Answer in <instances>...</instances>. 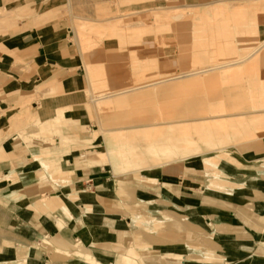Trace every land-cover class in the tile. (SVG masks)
Returning a JSON list of instances; mask_svg holds the SVG:
<instances>
[{
  "label": "rangeland",
  "instance_id": "1",
  "mask_svg": "<svg viewBox=\"0 0 264 264\" xmlns=\"http://www.w3.org/2000/svg\"><path fill=\"white\" fill-rule=\"evenodd\" d=\"M38 1L0 0V47L2 40L19 29L46 23L37 21L40 16L35 11L43 10L42 6H36ZM19 2L26 4L25 10L13 21L15 16H9L5 7ZM48 2L58 5L57 12L52 14L58 13V16L52 19L69 22L82 54L94 50L119 51L120 63L130 68L131 80L126 78L122 84L112 87L106 84L102 65L93 67L95 78L85 89L82 121L87 134L95 131V138L90 144L84 138L61 139V143L82 148L86 157L87 149L96 146L98 152L106 153L110 163L115 162L114 166L108 164L112 173L132 178L133 183L123 196L131 200L127 206L132 212L134 240L166 244L176 239L179 221L185 227L194 226L192 221L196 223L187 214L183 221L178 219L182 215L176 214V206L160 198L164 195L161 188L155 191L159 199L142 194L144 190L139 183L158 182L162 174H171L176 179L185 174L193 176L198 183L187 179L184 182L199 190L207 189L210 196L231 198L234 193H247L242 202L259 207L258 194L264 198V158L255 159L264 151H247V145L257 136V131L264 129V72L261 71L264 25L258 21L264 14V0ZM214 4H221L224 9L206 16L204 9ZM158 10L161 14H155ZM252 27H257L259 32L254 33ZM83 62L86 68H92ZM207 66H211L208 72L197 69ZM187 73L195 74L182 77ZM209 76H215L214 80H207ZM142 82L153 84L133 91L137 89L133 86ZM167 86H172L170 92L160 91ZM111 90L114 93H109ZM146 92L149 94L134 96ZM118 98H123V102ZM189 101L202 104L198 116L167 121L173 119L176 108L180 110ZM99 158L103 160L105 155ZM49 169L55 175L53 166ZM191 208L195 207L186 209L189 215L202 219L200 214L206 207ZM205 226L208 225L200 226L201 232L188 245L176 246V253L169 252L170 249L164 253L179 256L190 248L186 258L195 264L248 263L251 247L239 254V248L231 245L226 248ZM81 247V242L76 241L74 250ZM140 247L133 241V248L128 252L133 257L124 255L122 260L128 256L132 264H145L138 252ZM3 256L9 260L0 257V264H20L13 259L17 257L13 249Z\"/></svg>",
  "mask_w": 264,
  "mask_h": 264
},
{
  "label": "crops",
  "instance_id": "2",
  "mask_svg": "<svg viewBox=\"0 0 264 264\" xmlns=\"http://www.w3.org/2000/svg\"><path fill=\"white\" fill-rule=\"evenodd\" d=\"M25 6L19 2L5 9L9 16H15V21ZM36 6L43 7L41 13L35 11L40 16L37 21L46 23L19 29L2 40L0 47V257L6 260L3 254L13 249L17 253L13 259L20 264L25 261L27 264H132L128 256L122 259L124 255L133 257L128 252L136 241L141 245L138 252L145 264H195L186 258L190 248L179 256L164 252L170 249L169 252L176 253V246L197 238L200 226L208 225L205 227L226 248L231 245L243 254L251 247L247 264H264L263 195L257 193L258 208L242 202L247 193H234L231 198L210 196L205 188H200L202 192L189 186L198 181L187 174L178 179L162 174L158 182L139 183V187L144 190L142 194L157 199L155 191L161 188L164 195L160 198L176 206V214L182 215L178 219L183 221L187 214L196 221L191 223L194 226L185 227L179 221L176 239L166 244L133 239V217L127 206L131 200L123 196L133 183L132 178L112 173L108 164L114 166L115 162L110 163L106 153L98 152L96 146L87 149L86 157L82 148L61 143V139L84 138L90 144L95 138V131L87 134L82 121L85 89L95 78L93 67L102 65L106 84L112 87L126 78L131 80L130 68L120 63L119 51L94 50L82 54L69 22L52 19L58 16V13L52 16L58 5L39 0ZM223 9L221 4H214L204 12L207 16ZM258 21L264 25V14ZM252 31L259 32L257 27H252ZM81 59L92 68H86ZM261 61L264 62V57ZM225 64L230 62L222 65ZM209 68L197 69L208 72ZM261 71L264 72V66ZM151 83H138L133 91H141ZM169 87L160 91L168 93L172 86ZM144 94L149 92L134 96ZM118 99L123 102V98ZM181 107L167 121L192 119L203 108L194 101ZM256 134L249 141L247 151H264V129ZM101 155H105L103 160L99 158ZM263 158L261 154L255 160ZM51 166L55 175L49 169ZM186 179L190 183L184 182ZM78 196L80 199H75ZM198 206L206 207L200 214L202 219L186 210L187 207L197 210ZM185 230L193 234L186 235ZM76 241L82 244L78 251L74 250Z\"/></svg>",
  "mask_w": 264,
  "mask_h": 264
},
{
  "label": "bare ground",
  "instance_id": "3",
  "mask_svg": "<svg viewBox=\"0 0 264 264\" xmlns=\"http://www.w3.org/2000/svg\"><path fill=\"white\" fill-rule=\"evenodd\" d=\"M160 10H158V12H156L155 14H157V13H160L161 14V12H159ZM159 14V15H160ZM166 14V13H165ZM167 14H168V12H167ZM163 15V14H162ZM178 15L179 14H177L176 16H175V18L176 17H178ZM168 16H170V15H168ZM172 16V15H171ZM263 57V56H262ZM222 67H224V66H222ZM222 67H220V68H222ZM212 70H214V69H212ZM194 73H190V74H184V75H182V77H187V76H191V75H193ZM213 78V77H212ZM163 80H165V79H163ZM159 82V81H158ZM155 83V82H154ZM151 84H153V83H151Z\"/></svg>",
  "mask_w": 264,
  "mask_h": 264
}]
</instances>
